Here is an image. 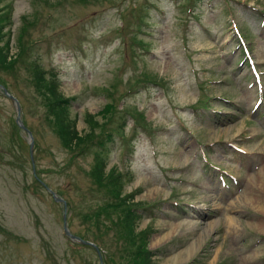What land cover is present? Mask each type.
Segmentation results:
<instances>
[{
  "label": "rangeland",
  "instance_id": "374dc122",
  "mask_svg": "<svg viewBox=\"0 0 264 264\" xmlns=\"http://www.w3.org/2000/svg\"><path fill=\"white\" fill-rule=\"evenodd\" d=\"M8 4L0 46L9 39L14 55L21 39L37 42L41 64L59 74L61 93L75 97L68 110L81 135L91 132L88 116L115 128L123 118L110 115L126 105L142 110L140 121L152 129L132 134L127 118L129 141L115 136L105 154L95 146L68 150L25 65L3 74L0 264H137L139 241L154 252L153 264L180 254L176 264H264V118L252 110L257 94L232 31L236 23L264 85V0H0V14ZM17 108L31 137L16 125ZM98 154L105 173H119L123 193L138 203L141 238L134 245L120 211H102L113 199L89 174ZM220 175L238 182L222 185ZM63 214L73 234L98 246L101 261L93 247L67 239Z\"/></svg>",
  "mask_w": 264,
  "mask_h": 264
},
{
  "label": "trees",
  "instance_id": "16d2710c",
  "mask_svg": "<svg viewBox=\"0 0 264 264\" xmlns=\"http://www.w3.org/2000/svg\"><path fill=\"white\" fill-rule=\"evenodd\" d=\"M9 20L10 16L8 11L2 12L0 14V42L3 39V33L1 32L3 30L4 24L9 23ZM8 40L6 42V45L0 46V83L6 82V78L3 77V74H13L16 70L17 64L21 61L20 63L25 65V68L27 69L28 74L31 77V80L29 82L35 87V95L39 98L40 104L45 107L46 116L55 127V132L60 138L63 146L68 150H74L76 146H78L76 149H79V152L87 153V150H89V148L93 145V131L101 126H104L105 128L107 123L103 122L102 124L98 125L97 121L88 116L86 118V122L91 132L81 135L76 127L77 120L71 118V116L69 115L68 109L71 100L69 98H66L61 93L57 80L51 76H47L37 60H31L27 55H25V48L23 43H21L22 39L19 41L21 45L19 53H17V55L15 56L11 55L9 51ZM111 107H113V103L111 104ZM113 112H115V110ZM24 124L26 126L25 121ZM105 133L106 131H102V133H100V136L104 138ZM110 135V133H107L108 137ZM102 138L95 143L98 146L97 149H99L102 154H105V151L101 149V145L104 143ZM102 154H98V160L93 165L89 173L91 178L100 187H104L108 195L113 199V201H110V203L109 201L106 202V206L103 205L102 208L104 210L102 211H104L106 215L112 212L115 213L116 210L120 211V220L118 219L119 224L125 236L130 238V243L134 245V243L136 241H139V238H141L139 233L136 232L134 223L135 220L138 219V214L135 212V208L137 206L136 204L138 203L131 202V193H123V182L120 178L119 173L115 175L112 170H110V173H105L106 162L104 156H99ZM37 178H35L34 180L35 182L39 183ZM129 204H132V206H130ZM138 243H140L136 252V258L138 259H135V262H137V264H153L152 256L154 253L151 250H147L146 248H144L143 242L139 241Z\"/></svg>",
  "mask_w": 264,
  "mask_h": 264
},
{
  "label": "bare ground",
  "instance_id": "6f19581e",
  "mask_svg": "<svg viewBox=\"0 0 264 264\" xmlns=\"http://www.w3.org/2000/svg\"><path fill=\"white\" fill-rule=\"evenodd\" d=\"M259 205V204H258ZM261 207V206H260ZM259 210V209H258ZM262 223H264V222H262ZM188 224V223H187ZM210 225V224H209ZM261 226V225H260ZM261 228V227H260ZM262 228H263V224H262ZM198 239V238H197ZM193 245H191L190 247H189V249H187L183 254H185V253H187V254H185V255H189L190 253H191V249L193 248L192 247ZM180 259H182V255L180 254L178 257H174V258H172L171 259V261L169 262V264H176L177 262H179L180 261Z\"/></svg>",
  "mask_w": 264,
  "mask_h": 264
},
{
  "label": "water",
  "instance_id": "95a60500",
  "mask_svg": "<svg viewBox=\"0 0 264 264\" xmlns=\"http://www.w3.org/2000/svg\"><path fill=\"white\" fill-rule=\"evenodd\" d=\"M17 121H19V117L17 118ZM60 200H62V199H60ZM67 231V230H66ZM72 237H74V236H72Z\"/></svg>",
  "mask_w": 264,
  "mask_h": 264
}]
</instances>
